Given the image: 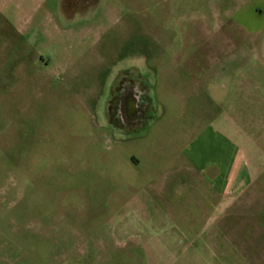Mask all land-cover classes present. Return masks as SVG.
<instances>
[{
  "label": "rangeland",
  "instance_id": "1",
  "mask_svg": "<svg viewBox=\"0 0 264 264\" xmlns=\"http://www.w3.org/2000/svg\"><path fill=\"white\" fill-rule=\"evenodd\" d=\"M262 40L264 0H0V264H216L184 248L203 225L248 248L224 262L264 260ZM120 78L150 98L128 128L102 116ZM197 147L249 167L220 222L175 170Z\"/></svg>",
  "mask_w": 264,
  "mask_h": 264
},
{
  "label": "crops",
  "instance_id": "2",
  "mask_svg": "<svg viewBox=\"0 0 264 264\" xmlns=\"http://www.w3.org/2000/svg\"><path fill=\"white\" fill-rule=\"evenodd\" d=\"M260 30H261L260 28L252 29V31H256L257 33ZM263 42L264 41L262 40L261 46L264 47ZM227 149L229 150L226 153L222 150L219 158L215 157L216 153H218L219 156L220 153L219 147L212 148L211 154L213 158H210L208 155H206V151L204 150L203 147H197L196 149H192V148L186 149L185 150L186 162L184 164L181 163L180 165H176L175 167L176 173L179 175L180 180L182 182L186 180L187 176L191 171H194L195 174H197V176H201L202 178L211 181L212 187L217 191L218 204L216 209L212 212V214H210L207 217V221L210 220L214 222L217 221L220 222L219 219L222 217V214L226 212V211L222 212L220 208L222 200L228 194H234L236 191H238L239 186L244 187L247 185V183H249V175H248L249 167L247 166V163L246 162L244 164L242 163L240 159V153H238V150L236 148L233 149L227 148ZM131 161H133L135 165H138V161L135 160L134 158H131ZM182 176L185 177V180H183ZM168 181H170V178L164 177V179L161 181L160 184L157 183L152 184L155 193H161V194L164 193ZM226 213H228V215H231L233 212L228 211ZM190 215L193 218H195L194 215L192 214ZM232 227L233 226L230 225L229 226L219 225L217 227L203 225L201 228L195 229L193 226H188L183 229L186 235L199 236L209 232L211 233V236L208 239H204L203 243L197 244V247L195 242L187 241L185 243L186 246L184 248L186 250L194 248L193 250L196 251L199 250L204 251L208 256L211 255V257L213 258L215 257V260H217L216 264H228L227 260L226 262L222 260L223 256L230 255L231 253L234 252L241 253V255H246L245 250L248 249L245 246V243H236L235 238L230 237L233 234L232 232H234ZM250 232L251 234L255 233L253 231H246V233H250ZM262 244L263 243L261 244L258 243L256 245L252 244V248L249 249L252 250L251 252H255V249H258L259 254L262 256L263 254ZM222 246L224 247V249L220 248ZM195 256H198V254H196ZM199 257H201V255H199ZM194 258H195L194 255H192L191 259L193 262H194ZM262 261L264 260L260 259L257 261H253V260L251 261L249 259L248 264H262Z\"/></svg>",
  "mask_w": 264,
  "mask_h": 264
},
{
  "label": "flooded vegetation",
  "instance_id": "3",
  "mask_svg": "<svg viewBox=\"0 0 264 264\" xmlns=\"http://www.w3.org/2000/svg\"><path fill=\"white\" fill-rule=\"evenodd\" d=\"M116 93L110 97V102L102 114L104 122L116 127H132L141 123L147 116L150 107L148 92L137 81L120 78L116 84ZM110 111H113L110 114Z\"/></svg>",
  "mask_w": 264,
  "mask_h": 264
}]
</instances>
